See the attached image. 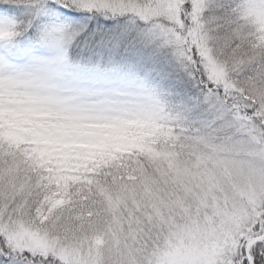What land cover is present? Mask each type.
Masks as SVG:
<instances>
[{
    "label": "snow or ice",
    "instance_id": "6c2138e0",
    "mask_svg": "<svg viewBox=\"0 0 264 264\" xmlns=\"http://www.w3.org/2000/svg\"><path fill=\"white\" fill-rule=\"evenodd\" d=\"M0 264H264V0H0Z\"/></svg>",
    "mask_w": 264,
    "mask_h": 264
}]
</instances>
